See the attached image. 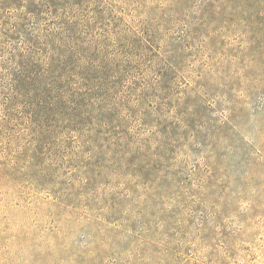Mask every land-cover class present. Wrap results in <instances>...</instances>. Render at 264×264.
<instances>
[{"label": "rangeland", "instance_id": "rangeland-1", "mask_svg": "<svg viewBox=\"0 0 264 264\" xmlns=\"http://www.w3.org/2000/svg\"><path fill=\"white\" fill-rule=\"evenodd\" d=\"M0 264H264V0H0Z\"/></svg>", "mask_w": 264, "mask_h": 264}]
</instances>
